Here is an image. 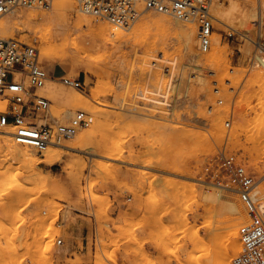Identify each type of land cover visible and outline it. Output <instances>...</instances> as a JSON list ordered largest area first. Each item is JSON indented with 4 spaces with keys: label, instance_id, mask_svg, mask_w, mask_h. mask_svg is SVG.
Masks as SVG:
<instances>
[{
    "label": "rangeland",
    "instance_id": "1",
    "mask_svg": "<svg viewBox=\"0 0 264 264\" xmlns=\"http://www.w3.org/2000/svg\"><path fill=\"white\" fill-rule=\"evenodd\" d=\"M70 2L73 16L79 15ZM211 5L212 16L215 10L223 22L213 17L211 36H219L221 51L199 66L188 63L174 33L149 32L144 42L89 49L81 48V36L72 28L60 30L48 22L12 33L13 42L21 39L33 49V37L40 34L64 47L56 61L40 59L34 49L36 62L46 72L56 65V77L81 78L83 91L48 80L57 81L53 87L63 95L85 98V109L48 98L50 112L59 123H69L82 111L90 124L76 133L85 143L59 149L52 162L23 164L0 149V264H118L119 251L146 256L147 247L155 255L139 264H213L215 243L228 224L219 208L238 198L224 188L221 202L204 200L215 185L204 172L206 162L220 150L236 156L264 192V119L256 111L263 98L251 88L264 56V0ZM159 39V46L150 45ZM1 103L0 112L6 101L0 98ZM74 139L60 143L69 147ZM14 177L26 188L14 186ZM77 218L93 229L88 260H60Z\"/></svg>",
    "mask_w": 264,
    "mask_h": 264
},
{
    "label": "built area",
    "instance_id": "2",
    "mask_svg": "<svg viewBox=\"0 0 264 264\" xmlns=\"http://www.w3.org/2000/svg\"><path fill=\"white\" fill-rule=\"evenodd\" d=\"M213 0H73L76 10L111 27L129 29L145 12L170 16L181 23H193L198 30V50L210 48L213 32ZM52 0H0V18L14 9L51 8ZM261 45V44H259ZM35 50L18 42L0 39V98L6 101L0 112V127H11L12 138L20 146L41 153L48 146L72 139L90 124V117L78 111L69 123H59L50 112V100L37 94L48 79L35 61ZM264 71V56L260 59ZM55 80L65 87L83 91L81 78L63 75ZM216 91V90H215ZM226 128L230 122L224 123ZM204 172L215 184L232 189L245 211L239 229L240 251L232 264H264V192L259 181L236 156L220 150L204 165ZM91 237H94L92 232ZM94 240V239H93ZM92 240V242H94ZM57 240V245L61 244ZM89 244V239H88Z\"/></svg>",
    "mask_w": 264,
    "mask_h": 264
},
{
    "label": "bare ground",
    "instance_id": "3",
    "mask_svg": "<svg viewBox=\"0 0 264 264\" xmlns=\"http://www.w3.org/2000/svg\"><path fill=\"white\" fill-rule=\"evenodd\" d=\"M53 1L54 0H52V4ZM70 1L71 0H56V3L53 5V7L51 5V8L48 10H42V9L12 10L8 14H6L8 16L5 19H1L3 16L0 18V39L13 42L15 41L12 35L14 31L21 30L22 28H27L30 31H33L35 30V28L39 27L42 23L48 22L50 24L57 26L60 30H67L69 28H72L74 32L79 33L82 40L81 42L82 49H89L99 45L105 46L107 44L126 45L130 43L133 39L143 40L144 42V39L147 38V34H148V38H150L149 32H152V34L153 32H158L161 34L167 32V33H174L179 36L181 43L183 45L185 56L187 57V61L192 66H199L200 64H203L206 61L212 60L217 56L216 54H218L221 51L220 38L218 35H213L211 36L210 50L205 53L199 52L198 30L196 29V27H194L196 25L193 23L190 24H193L194 26H187L186 24L189 23L182 24L180 22L181 24H179V21L175 20L174 18H173L174 21L173 20L171 21L168 18L170 16H166L158 13H156V15L158 16H150L148 15L149 12L148 11L147 13L145 12L146 14L141 16L129 29H125L121 27H111L103 20H101L102 22L98 26H94L93 25L94 22L99 21V19L98 20L94 19L95 20L94 21L88 16H85L83 14L80 15V13L79 15L73 16L72 14L73 9L71 8ZM218 4H215V6ZM211 7L214 9V6L211 5ZM216 8L218 7L216 6L215 9ZM37 10H41V11H37ZM44 11H48V12H44ZM214 11L212 12L213 17L217 20L219 24H222L223 23L222 20L219 18V16L216 13H214ZM86 30H88V33H83ZM246 32L247 34H250V32L248 31ZM33 40L35 43L34 49L40 52V57H39L40 59L44 58V59H50L51 61L52 60L56 61V59H58L61 56L59 52H62L64 50V47H57L54 45L53 37H45L44 35L40 34V35H35L33 37ZM18 43L22 44L21 39L18 40ZM133 44L136 45L135 43ZM160 44H161V39H159L158 42L152 41L150 43L152 47L159 46ZM55 82L57 81L47 80V84L44 86V88L38 91L40 92V94H43L45 97L50 98L55 103L64 104L69 108L82 107L85 109L84 107L86 104L85 98L79 97L77 95L61 94L53 87V84H55ZM172 83H174L173 78H172ZM251 88L253 89V92L262 94L263 101L258 103V106L256 107V111L258 113V117L259 118L262 117L264 119V71L262 70L261 67L253 73ZM2 105L3 103H1L0 107ZM70 115L71 112L65 113L66 117ZM12 130L13 129L11 127H5V128L0 127V149L3 150V155L5 158L11 160L22 159L23 164L36 160H39L38 163L52 162L53 160L59 157V151H58L59 149H64V148L74 149L76 147L82 146L85 143V137L76 134L73 137L75 139L73 140L72 146L68 147L62 143H58L56 145L48 146L45 150H43L39 154L34 149L28 146H20L18 144L13 143V138L11 135ZM14 178H15L13 179L14 181L12 180L14 182V186L18 185L21 187L24 186L22 187L23 189L26 188V186L23 183L22 184L19 183L16 177ZM209 184L211 185V183ZM211 187H212L211 193L209 191H208L209 193L205 191L208 193L205 194L204 197L205 201L208 200L209 202L210 201L221 202L223 198L225 199L224 195L220 193V189H224L228 187L218 184L212 185ZM232 192L237 197L235 192L234 191ZM226 198L229 199V196H227ZM238 200L239 199H236V201L229 200V202L231 201V204L229 206L225 207L224 205H222V207L219 208V210L223 212L224 220H226L228 224L225 230L224 238L215 243L213 249L215 251V256L213 258L214 261L212 262L213 264H232L233 257L236 254H238L240 251L239 229L241 226L243 209L241 204L238 202ZM198 241H202V239L198 238ZM213 250H212L213 252L212 256L214 254ZM210 258L212 259V257H209V259ZM198 263L200 262L198 261ZM208 263L210 262H207L206 264Z\"/></svg>",
    "mask_w": 264,
    "mask_h": 264
},
{
    "label": "crops",
    "instance_id": "4",
    "mask_svg": "<svg viewBox=\"0 0 264 264\" xmlns=\"http://www.w3.org/2000/svg\"><path fill=\"white\" fill-rule=\"evenodd\" d=\"M56 65H49L48 66V75L51 79H57L64 74L59 76H54L53 73L57 71ZM76 216H81L78 213H75ZM85 218V217H83ZM93 232L88 227V222L85 220H81L77 218L75 222L71 223V227L67 231L68 236L64 240V246L61 247V250L58 254L60 260H64L70 258L71 260L74 259V256L81 257L82 260H88V238L89 235ZM134 247V246H132ZM65 249V250H64ZM93 252V249H92ZM154 252L150 247H147V255H134L124 254L123 252L119 251L116 256V260L118 264H139L142 260H149L154 257Z\"/></svg>",
    "mask_w": 264,
    "mask_h": 264
}]
</instances>
